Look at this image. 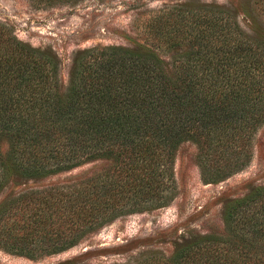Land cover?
I'll list each match as a JSON object with an SVG mask.
<instances>
[{
    "label": "trees",
    "instance_id": "16d2710c",
    "mask_svg": "<svg viewBox=\"0 0 264 264\" xmlns=\"http://www.w3.org/2000/svg\"><path fill=\"white\" fill-rule=\"evenodd\" d=\"M150 27L177 50L170 70L154 49L92 46L75 54L61 92L56 59L0 25V139L8 144L0 150V191L10 176L111 162L76 181L0 201L1 248L53 255L118 216L166 205L184 140L196 143L206 182L248 165L264 127V34L251 36L230 8L208 5L174 7ZM223 222L222 235L206 237L212 241L199 264H264V185L227 202ZM179 251L159 264L176 263Z\"/></svg>",
    "mask_w": 264,
    "mask_h": 264
},
{
    "label": "rangeland",
    "instance_id": "374dc122",
    "mask_svg": "<svg viewBox=\"0 0 264 264\" xmlns=\"http://www.w3.org/2000/svg\"><path fill=\"white\" fill-rule=\"evenodd\" d=\"M198 5L230 8L248 34H264V5L258 0H0V25L8 36L56 59L64 92L75 54L92 46L154 49L170 70L177 50L165 47L150 26L169 9ZM251 147L244 169L209 183L201 174L196 143L184 140L174 154L172 197L166 205L118 216L53 255L31 258L0 247V264H159L178 249L182 255L170 264H182L185 256L199 264L212 241L206 237L224 233L227 202L264 185V127L255 133ZM7 149V141L0 139L2 153ZM110 166V161L97 159L40 178L10 176L0 201L22 191L67 184ZM227 241L239 248L243 243L236 237Z\"/></svg>",
    "mask_w": 264,
    "mask_h": 264
}]
</instances>
